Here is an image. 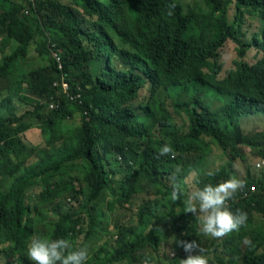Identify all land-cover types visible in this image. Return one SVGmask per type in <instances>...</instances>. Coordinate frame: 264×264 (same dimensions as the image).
<instances>
[{
  "label": "trees",
  "instance_id": "16d2710c",
  "mask_svg": "<svg viewBox=\"0 0 264 264\" xmlns=\"http://www.w3.org/2000/svg\"><path fill=\"white\" fill-rule=\"evenodd\" d=\"M248 20L255 32H248ZM52 42L64 72L50 55ZM229 44L237 59L220 78V50ZM31 61L46 63L26 70L23 64ZM63 73L68 93L55 86ZM78 94L80 100L71 99ZM16 102L30 108L18 115ZM259 113L264 0H0V242L8 243L6 264H32L27 246L35 232L68 239L74 248L87 245L86 264H179L175 235L200 243L213 257L209 264H264V175L255 178L247 168L244 189L229 201L231 211L247 213V222L223 239L198 232L183 196L170 199L171 182L184 189L190 173L198 187L235 176L244 148L263 159L264 132L244 131L241 122ZM175 114L187 117L186 130L175 125ZM75 118L80 123L71 129ZM27 119L41 122L45 146L25 144L33 125ZM165 143L174 158H158ZM214 147L227 160L207 176L202 164ZM7 179L12 183L5 193ZM125 204L137 213V225L115 220L111 230L114 210ZM245 237L253 246L243 243Z\"/></svg>",
  "mask_w": 264,
  "mask_h": 264
},
{
  "label": "clouds",
  "instance_id": "9594fccd",
  "mask_svg": "<svg viewBox=\"0 0 264 264\" xmlns=\"http://www.w3.org/2000/svg\"><path fill=\"white\" fill-rule=\"evenodd\" d=\"M174 7L175 4L170 5V9ZM168 14H172L171 10ZM166 155L174 158L175 154L170 143L161 146L158 158ZM205 175L214 176L215 172L209 170ZM245 185V180L231 176L215 185L209 183L203 187L194 186L191 190L185 191L173 180L170 199L176 202L183 196L184 212L191 213L195 217L199 233L212 239H223L233 232H238L247 222V213L240 210L233 212L229 207V201L243 190ZM171 243H175L185 253V257L179 260V264H209V257L205 254L207 250L196 240H178L173 237ZM243 243L253 246L248 237L244 238ZM27 256L32 264H86L90 258L87 245L74 248L68 239H49L39 236H34L29 241ZM145 264H148L147 260Z\"/></svg>",
  "mask_w": 264,
  "mask_h": 264
},
{
  "label": "rangeland",
  "instance_id": "374dc122",
  "mask_svg": "<svg viewBox=\"0 0 264 264\" xmlns=\"http://www.w3.org/2000/svg\"><path fill=\"white\" fill-rule=\"evenodd\" d=\"M63 3L65 4H70V0H61ZM101 2H105L106 0H100ZM187 1H192V0H187ZM230 12H234L233 8L231 9ZM233 14V13H232ZM233 18V15H232ZM247 24L249 25L248 27V32L252 33L255 32L257 25L255 24L254 21H247ZM37 53L35 52V50L33 49L31 56L32 57H36ZM251 53H248L246 57L251 56ZM237 59L236 56V51H235V47L232 44L226 45L225 47L223 46L220 50V60L219 62H221L222 64V71L219 75L220 78H222L225 75V72L229 69H233V64L235 62V60ZM39 60V59H38ZM248 62L252 63L253 61L248 60ZM46 62L45 61H31L30 63H25L23 64V66L26 68V70L31 69V68H35V67H39V65H44ZM21 70V69H20ZM167 94V92H164ZM146 95V90L142 92V98ZM184 98V97H183ZM28 108H30L29 106L23 105L19 102H16V111L18 115L23 114L26 110H28ZM7 114V113H6ZM175 116V125L180 129V130H186L187 127V117L185 115L182 116H178L177 114L174 115ZM258 117L259 120H256ZM78 117H80L78 115ZM248 118H252V117H248ZM30 120L29 124H33L31 126L30 131H28L24 136V142L25 144H32V145H40V146H45L46 142L44 137L42 136V127H41V122H37L36 120L33 119H27V121ZM242 122V127L244 131L250 132V131H262L264 132V115L259 113L258 115H256L255 117H253L252 121L249 122V119H245ZM240 122V124H241ZM80 123V118H78L76 120V118L72 121H69V126L72 129L73 127L77 126ZM244 150L246 151V158L244 161L241 160H237L234 163V167H235V176L243 179L247 173V168L249 169V172L251 174V176L255 177V178H259L260 176L264 175V167L262 169H256L255 168V164L257 163L259 157L257 156H253L251 154V152L249 151L248 148H244ZM34 160H36V157H32L31 158V162H33ZM227 158L226 156L221 153V151L214 147L212 153L206 158V160L203 162L202 164V171L203 172H208L209 170H213L214 168L219 167L221 164H224L226 162ZM195 173H190L188 175V178L186 179V181H183V188L185 191H189L191 190L192 187H194V179H195ZM7 185L6 187H4L3 191L5 193H8L10 190V185L12 183V181L10 179L6 180ZM148 186H152L154 188L153 185H151V183H148ZM134 208L130 205V204H125L124 206H118L117 209H115V213L112 216V225H110V229L112 230L114 227V221L115 220H120L123 222H128L130 219L129 224L130 225H137V213H134ZM113 211L108 212V214L110 215ZM163 212H166V209L163 210ZM256 223H261V217L258 215L256 217L255 220ZM39 226V230H44V226L43 225H38ZM197 229H198V224H197ZM249 231V230H248ZM199 232V230H198ZM37 234V232H35V235ZM34 235V236H35ZM176 239L177 236L175 235ZM8 245L7 242H0V264H6V256L3 253V249ZM222 249L220 247H218L217 249V253L221 254ZM161 254H164V251H161ZM180 254L182 255L183 259L185 257V253L183 252V250H181ZM209 257V261L213 258L212 255L210 254H206ZM173 257V256H172Z\"/></svg>",
  "mask_w": 264,
  "mask_h": 264
},
{
  "label": "built area",
  "instance_id": "2783aa9c",
  "mask_svg": "<svg viewBox=\"0 0 264 264\" xmlns=\"http://www.w3.org/2000/svg\"><path fill=\"white\" fill-rule=\"evenodd\" d=\"M28 2H34L35 0H27ZM49 51H50V55L52 56V58L55 60V62L57 63L58 65V70L60 72H64V66H63V63H62V58H61V51L60 49L58 48L57 44L55 43H51L49 45ZM67 78H68V75L66 73H63L62 75V80L60 83H55V86H60L62 88L63 91L65 92H69L70 90V84L69 82L67 81ZM72 100H80L81 99V95L78 94V95H75V96H72L71 98ZM59 105H52L51 108L54 109V108H58ZM264 166V159L263 160H260L259 162H257L255 164V167L257 169H260Z\"/></svg>",
  "mask_w": 264,
  "mask_h": 264
}]
</instances>
